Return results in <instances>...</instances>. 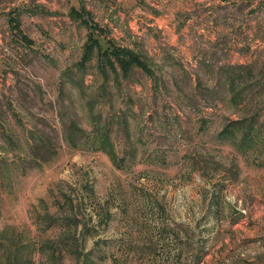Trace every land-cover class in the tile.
Listing matches in <instances>:
<instances>
[{
  "label": "rangeland",
  "instance_id": "obj_1",
  "mask_svg": "<svg viewBox=\"0 0 264 264\" xmlns=\"http://www.w3.org/2000/svg\"><path fill=\"white\" fill-rule=\"evenodd\" d=\"M82 7L154 78L134 67L106 79L94 57L66 80ZM230 65L262 92L248 110L264 130V0H0V264H186L198 245L197 264H264V132L244 153L218 136L239 116ZM46 212L78 221L65 246ZM172 222L178 236L161 232Z\"/></svg>",
  "mask_w": 264,
  "mask_h": 264
},
{
  "label": "trees",
  "instance_id": "obj_2",
  "mask_svg": "<svg viewBox=\"0 0 264 264\" xmlns=\"http://www.w3.org/2000/svg\"><path fill=\"white\" fill-rule=\"evenodd\" d=\"M85 12V17L87 19H83L82 21L84 25L86 26V39L84 40L82 44V50L81 54L79 56V59L75 62L74 69H66L63 73V76L66 80L70 81L71 83H75L73 79V75L76 73H85L91 64V61L93 58H96V66L101 71V73L104 74V77L107 79V76L110 72H116L120 73L122 77H128L131 70L134 67L140 68L146 75L154 78L153 70L150 68L148 62L145 60L144 57L136 53L135 51L129 49L128 47H124L121 45H118L112 38L110 37H100V31L101 28L93 21H89V11L82 7ZM17 11V10H16ZM18 12V11H17ZM71 13L76 16L80 17V14L75 10L71 9ZM10 22V28L11 31L15 36L19 38V40L27 45L28 47H31L33 44V40L26 35L21 27L19 26V22L17 19L13 18L12 16H9L8 18ZM106 39L104 46V41L102 42L101 39ZM248 66L247 65H230L225 73V79L224 82L227 85V90L229 92V99L232 102V104L235 106V108L238 110L239 116L235 119L228 120L229 122L226 123L218 132V136L221 139H227L230 142H232L235 147L244 153L245 147H255L258 145H261L262 143V132L264 130L260 127V125H257V119L256 113L250 114L249 113V105L252 104L253 99H257L259 97H262L263 94L261 91H254V90H244L240 87V82L242 80V74H244V69L246 70ZM73 70V71H72ZM250 94V95H249ZM249 95V97H248ZM264 101V97H263ZM260 102V101H257ZM66 138L68 141L72 142L75 140L72 133L66 135ZM108 135L106 134V131H104V134L100 136V141L102 142L101 145L102 148L104 147L105 152H110L112 150V147L110 143L108 142ZM44 143V140L41 141V144ZM108 147V149H107ZM213 204H219V200L214 195V191H212L208 206ZM46 217H48V223L46 228H52V227H62L64 230L63 234H60L59 236V243L62 246H65V240L69 238L70 234L67 231L71 228V226H76L78 224V221L74 219V216L67 215L68 213H65V215L61 217L56 216L53 213L46 212ZM108 216V215H107ZM172 225L164 224L161 232H164L163 234L168 235L169 232L172 233V235L178 236V232L176 231V227H178L179 223L172 222ZM162 234V233H160ZM174 236L172 237L174 239ZM77 238V237H76ZM72 244L74 241H71ZM182 242V241H181ZM71 244V243H70ZM186 244V243H185ZM184 243L176 242L173 244L174 253L176 257L178 258V255L185 254L184 251ZM68 249V250H67ZM65 248L61 249L59 252H63L65 255L66 253L71 254L70 252H74L72 248ZM207 250H204L202 246H191L190 247V253L187 255L188 262L186 264H197L201 261V258H203L204 255L207 254ZM73 256V255H72ZM76 257V256H74ZM59 264H71V263H65L62 259H60ZM172 264H178V261H174Z\"/></svg>",
  "mask_w": 264,
  "mask_h": 264
}]
</instances>
